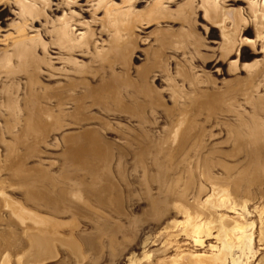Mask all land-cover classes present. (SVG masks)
I'll list each match as a JSON object with an SVG mask.
<instances>
[{
	"label": "bare ground",
	"instance_id": "1",
	"mask_svg": "<svg viewBox=\"0 0 264 264\" xmlns=\"http://www.w3.org/2000/svg\"><path fill=\"white\" fill-rule=\"evenodd\" d=\"M162 1L175 2L155 0L138 21L131 0H119L118 5L111 0H85L86 10L77 8L74 0H57L55 4L50 0H0V19L11 13L17 20L6 25L9 33L0 36V258L8 249H19L29 256L19 263L32 264L29 259L33 254L46 255L59 241L81 263L85 254L72 240L73 234L98 255L102 250L94 236L105 235L107 249L115 251L118 233L125 264H242L254 255L249 219L253 214L261 218L262 210L252 198L264 185V122L257 121L258 114L264 112V0H248V12H238L232 20L222 11L218 23L217 59L237 58L242 46L262 56L254 66L245 64L239 69L245 77L238 78V94L251 113L241 116H251L252 121L243 120L238 113L237 123L233 127L228 124V130L229 126L224 127L225 140L231 146L228 151L207 144L209 131L194 119L209 97L190 96V103L181 93L175 94L174 77H188L186 67L198 56V38H194L191 51L178 59L165 52V43H173L177 37L166 38L164 44L158 40L156 48L144 49L145 63L140 68L131 66L140 39L135 31L145 18L167 12ZM213 1L200 0L192 6L203 9L205 15ZM9 5L17 12L8 11ZM177 8L184 7L179 4ZM185 8L183 17L189 30L182 31L180 37L194 33L190 23L194 8ZM47 12L61 15L50 14L49 19ZM80 12L95 17L88 14L89 21L79 19ZM41 17L44 22L38 24ZM147 19L145 25L150 23ZM163 33L161 37L170 32ZM250 33L252 41L242 38ZM173 58L176 62L172 63H178L175 66L170 64ZM228 66L235 69L236 63ZM156 81L165 86L172 106L165 105ZM214 98L211 101L219 97ZM159 117L167 120V129L153 131ZM117 121L120 123L115 124ZM104 131L119 134V145L108 141ZM242 144L247 146L245 155L239 147ZM55 157H61L63 163L59 160L60 166L53 171L57 161L50 159ZM59 171L62 179H69L64 186L55 175ZM82 192L86 199L93 197L92 203L83 206L78 202ZM135 210L140 211L139 216ZM64 215L70 217L69 239L60 236L66 224L58 218ZM80 218L93 222L95 232L93 228L89 233L76 232ZM101 259L96 257L94 263ZM112 262L113 258L102 264Z\"/></svg>",
	"mask_w": 264,
	"mask_h": 264
},
{
	"label": "rangeland",
	"instance_id": "2",
	"mask_svg": "<svg viewBox=\"0 0 264 264\" xmlns=\"http://www.w3.org/2000/svg\"><path fill=\"white\" fill-rule=\"evenodd\" d=\"M50 1L53 2L52 4H55L57 2V0H50ZM75 1H76L75 6L77 8H80V9L83 8L82 10H86V7L84 6L86 4L85 0H74V2ZM94 1H96V0H94ZM108 1H110V0H108ZM112 1H113V3H115L117 5L120 4L119 0H111V2ZM132 1H134V2H132ZM144 1L146 3H144ZM154 1L155 0H151V1L136 0V2H135V0H131L130 4L133 6V7H131V9H133V11H135V13L138 14V16H136V19L138 21H141L140 16H142L148 10L147 7H149V4H152ZM174 1L175 2L169 3V4H166V1H165V3H164V1H162L164 3L163 6L165 7L167 5V9H168L167 12H164V13H167L165 16H164V13L162 14V16H164V17H162L161 14H159V15H156V17H157V18L155 17L156 19L155 18H152V19L151 18L150 19L145 18L144 22H142V25H139L141 28L139 30L135 29L136 30L135 34L139 35L140 39H138V41H137V45H136L137 49L133 53L131 66L135 69L140 68L145 63L144 62L145 55H146L145 51L148 49V47H152V48L155 47L156 48V46L159 42L158 40H162L163 44H164V41L167 42L166 38L170 37L169 38V40H170L173 37H177V38H173V40H171V41H173V43H171L170 41L167 42L170 45L169 44L167 45V43H165V46L168 47V48L166 47L165 52L167 50L168 54L171 53V56L177 57V59H178L181 57L180 54H183L184 52L187 53V52L191 51V49L193 48L192 44L194 41H196L194 38L195 37H196V39L198 38L197 40L200 41V42L198 41L200 43V46H199V50H198V56H196V57L199 60L195 57L194 59H197V60L193 59L191 61L192 63L189 64V66L187 65V67H186V69H187L186 72H187V76H188L187 78H183V77L178 78V76L174 77V80L176 81V82H174V86H175L174 89H175L176 93L175 92L174 93L176 95L179 93V96L181 93V96L184 97V99L187 98L189 100L190 99L192 100V98H190V96H194L193 98L200 99L202 94H204L206 97H209V99H208L209 101H207L208 103H205L203 108L202 107L200 109L198 108V111H197L198 116H195L194 119H196L195 120L196 123H198L204 131H209V133L205 136V141L207 144L213 145V147H215L219 151L220 150L228 151L231 148V146H230V143H228L227 140H225V137L227 135L226 130L231 129L230 125H232V127H233L237 123V119H236L237 115L236 114L239 113L240 116H241V114L245 115V116H247L248 114L251 115V113H249L250 112L249 108H246L248 105L244 101H243L244 104L242 102L243 96L242 95L240 96L241 85H240V87H238V85H239L238 81H239V79H242L243 77H245V73L241 72L240 68H242L243 66H244L243 68H245L246 65H247L246 67H248L249 65L252 66L253 64L255 65L256 63H258L257 61H261L262 56H261V54H251L250 48H248L247 46H242L241 49L239 48V50H238L237 58H235L234 56H230V57H227L225 59H217V57L219 56L218 55L219 51H217V49H219V44H220L219 30H221V27L218 23L220 21L222 11H223V13H225V16H227V14H228L227 17L229 20H230V18L232 20L233 16H235V14H237L238 12H240V13L242 12L241 14L245 15L246 14L245 11H247V9H248V6H246V5H248V3H250V2H252V0H249L250 2L248 0H217V1L215 0V1H213V3H214L213 8H211V7L208 8L205 11V15H203V12H204L203 9H201V8L195 9V7H194L195 6L194 4L195 3L197 4V2H199L200 0H185V3H184V0H174ZM188 1L189 2L193 1L194 3L190 2L191 4H189ZM202 1H209V0H202ZM253 2H254V0H253ZM179 4H182V7H184V8L185 7L188 8L191 6L195 9V10L193 9L194 11L192 10V14L194 13L193 18H192V15L190 16V18H191L190 23L193 24L191 29H192V33L194 32L193 34L194 35L196 34L195 36L191 33H186L187 35H185V37L184 36L180 37V36H182L181 35L182 31H183V33L188 32L187 30H189V28L187 26H189V25H185L186 20L183 17L184 16V8H182V9L180 8L178 10L177 6H179ZM192 5H194V6H192ZM54 8L55 7H52L51 10H54ZM175 8H177V9H175ZM186 8H185V10H186ZM218 8H219V10H217ZM7 9H8V11H10L12 13L17 12V9L11 5H9V7ZM70 9L75 10V12L77 11V9L75 7H70ZM62 10H63V8H62ZM87 10H89V9L87 8ZM178 12H179V14H178ZM50 14L53 17H55V16L58 17L61 15L59 12H52V13L47 12L46 16L49 18ZM88 14L92 15V16H90V18L95 17V15H93L91 13L80 12V14L78 13L77 18H79V19L83 18L86 21L87 20L89 21ZM175 14H177L176 17H175ZM181 14H183V15H181ZM96 15H97V18L101 17V14H96ZM229 15H230V17H229ZM48 18L46 20H48ZM41 19H42V17L39 18L38 24L44 22ZM146 19L149 20V22H150L148 25L144 24V23H146L145 22ZM16 21L17 20L14 18V16L11 13H7L5 16H3V18L0 19V36L5 35L7 31H8L7 33H9L10 30L6 25L12 24L13 22H16ZM186 24H187V22H186ZM32 25L34 26V29H40L39 25H37V24H32ZM96 26L97 25L93 26L92 28L94 29V28H96ZM163 32H170L171 34L167 33L165 35L166 37L162 36L163 38H165V40H164L161 37V33H162V35L164 34ZM176 34H179V35H176ZM174 35H176V36H174ZM103 38H105V37H103ZM183 38H184V40H183ZM242 38H244L246 41H252L254 39V36L252 35V33L243 34ZM44 39H45V37H44ZM0 44H2V43H0ZM0 46L3 47L2 45H0ZM188 47H189V49H188ZM255 48H257V50L259 51V47L257 45ZM144 49H145V51H144ZM173 50H175V51H173ZM173 52H176V53L173 54ZM134 57H136L138 59H136ZM214 57H215V61H214ZM78 60H82L85 62L87 61L86 59H81V58H78ZM172 60L175 61L176 58H173L170 60V62H171L170 64H172V66H175V64H178V63H174V62L172 63ZM229 62L230 63L235 62L236 68L233 69L232 67L228 66ZM192 64H193V67H192ZM202 76H204V77H202ZM203 80H205V81H203ZM176 83L178 84V86ZM236 83H237V85H236ZM195 84L197 85V87ZM154 85H156L155 86L156 89H158V90L162 89L160 93L162 95V97H161L162 100L165 101V105L167 107L172 106L173 102H171V103L169 101L167 102V98H168L167 96L168 95H167V92L164 91L165 86L163 85V83L156 81L154 83ZM179 85H180V87H179ZM206 87L208 89L209 88L210 89L208 90ZM238 89L240 90L239 94H238ZM196 90L198 92V95H197ZM214 90H215V93H214ZM218 90H219V92H218ZM234 90H235V92H234ZM188 92L193 94V95L189 94ZM184 93H185V95H184ZM218 93H219V95H218ZM224 93H226V95ZM207 94H209V95H207ZM215 94L217 95V97L214 98ZM222 94L225 96H223ZM230 94L231 95L234 94L233 96L235 98L233 96H231ZM187 95L189 96V98L187 97ZM228 95L231 99L228 97ZM212 96L214 99H217L219 97L218 101H216V100L211 101ZM223 97H225V98H223ZM240 97H242V99ZM201 99H204V97L202 96ZM179 100L181 101V99H179ZM189 100L186 102L188 103ZM191 100H190V103H191ZM221 102H223V103H221ZM240 102H241L242 106H241V104H239ZM236 104H238L237 107L239 108V110H236L237 109ZM229 105L232 107L231 108L227 107ZM243 105H244V109L246 111L243 109ZM263 105H264V103H263ZM261 106H262V103H261ZM262 107H264V106H262ZM211 108H213V109H211ZM214 108L217 110H215ZM223 109H224V112H223ZM194 110L196 111V109L194 107H192L191 111L193 112ZM209 110H211L210 113H209ZM240 110L243 112L245 111L244 114H243V112H239ZM200 111L201 112L203 111V112L199 114L198 112H200ZM193 113H192V115H193ZM205 113H207V114L209 113V114L207 115ZM232 113H234V115H236V117H234ZM210 116H212V117H210ZM245 116H241L242 118L244 117L243 120H247V122L252 121L251 116L248 119H245L246 118ZM258 116L259 117H257V121L259 119V120H262L259 122L263 123L264 118L262 119V117H264V112L262 111V113L258 114ZM260 117H261V119H260ZM157 120L158 121H157L156 126H153V131H161V129H163V130L167 129L168 122L165 118L159 117ZM217 122L219 123L220 126H221V124H224V125L227 124V125L226 126L223 125V127L221 126L222 127L221 128ZM112 123H113V121H112ZM114 123L117 124V123H120V121H117ZM214 124H216V126L218 125V127L214 126ZM228 124H230V125H228ZM227 126H229V127L227 128ZM117 127H118V125H117ZM224 127H226L227 129ZM111 128L116 129L113 125H111ZM218 128L221 129V131H219ZM224 129H226V130H224ZM222 130L224 131V133ZM68 131H71V130H68ZM225 132H226V135H224ZM103 133H104V135L108 141L112 142V144H115L116 146L119 145V142H120L119 138H118L119 134H117L116 132H110V131L107 133L104 131ZM209 134H217V135L209 137ZM239 147L242 148L243 154H244V151H247V146L245 144L244 145L242 144ZM243 154L238 158L239 161L243 159ZM56 158L57 157H55V159L51 158L50 160H52V161L56 160L57 161L56 164H58L59 160H61V161H59L60 164H61V162L63 163V160L61 159V157H58V159H56ZM56 164H55L56 167L54 168V170L52 169L53 171L57 170V168L60 166V164H58V165H56ZM64 171L66 172V170H64ZM72 172H69L71 174L70 176H72ZM57 174L59 175L58 178L60 179L61 178L60 171L57 172L55 175H57ZM75 177L76 176H74L73 178H75ZM73 178H71L70 180H73ZM63 179L62 178L60 179L62 186H64L63 185L64 181L68 182V180H69V179L65 180V178H63ZM82 188L83 187H81L80 189H82ZM260 190H261V193L258 192L257 194L256 193L253 194L252 199H253V202L257 201V203H258V205H255V206H257L259 210H262L261 218H259V217L257 218V216H255V214H253L252 217H250V219H249L250 220L249 222H251L250 228L252 229V232H253V237L251 239L252 243H251L250 248H251L252 252H255V253L253 256H252V254H250L249 255L250 257L246 261L245 260L242 261V264H264V185H262V188ZM83 193H85V192H82V195H79L82 197L78 199V202L80 204H83L84 202L92 203L93 197L90 196L88 199H86L85 198L86 196ZM15 196L19 197L17 194ZM83 206H85V205L83 204ZM101 211H102V209H101ZM139 214H140V211L135 210V215L139 216ZM83 216H85V215H83ZM68 217L69 216L66 217V215H64V216L58 218V219H60V221H62L61 219H63L64 222L63 221L62 222L66 224V226L65 225L63 226L64 229L63 228L60 229V236L62 235L63 239H69V235H70L69 234L70 233V226H69L70 217H69V219H68ZM88 222L89 221L87 219H83V218L82 219L80 218L79 220L77 219L76 223H78V228L76 229V232L80 233V232H83V230H84L83 233L91 232L92 228H93V225L91 227V224L93 222L92 223H90V222L88 223ZM92 232H95V229ZM66 235H67V237H66ZM119 235H121V234L118 233L116 235V246H117L116 248L117 249L115 251L111 250V249H107L108 248L107 247L108 239L105 235L104 236L101 234H99V235L97 234V236L95 235L94 238L96 239V241L99 244V249H100V251L102 250V252H100L98 254L100 256H98L97 254H95L94 251H90L87 248V245H85L86 243H85L84 239H81L79 235L78 236L76 235V238H75V236L73 234L72 240H74L75 242H78L77 244L80 247L82 246V248H80L81 252H82V254H85L84 255L85 259H84V256H81V258L84 259L83 262H81V263L76 262V255L75 254L73 255L72 251L68 247H66L65 245L60 243L59 241L54 242L53 247L51 248V250L48 254L40 255L37 257L35 254H33V256L29 260L31 261L32 264H78V263L79 264H82V263L83 264H102V263H109L113 258L115 263L112 262V264H125L124 261L121 260V256H120V252H121V248H122L123 244H122L121 236H119ZM73 236H74V239H73ZM21 240H23V239H21ZM21 240L16 241L18 245H20L19 242ZM24 241H26V239ZM81 241H82V243H81ZM2 242H3V239L1 240V238H0V243L2 244ZM210 242H213V240H210ZM56 245H57V247H56ZM105 246H106V248H105ZM11 248L13 249L14 247H11ZM63 249L66 251H63ZM106 250H108V251H106ZM109 251L112 252L113 254L111 253L112 256L108 258L107 256L111 255L109 253ZM15 252H17V253H15ZM18 252L20 253V255ZM4 253H5L4 256H3V254L1 255L3 258L2 257H1L2 259L0 258V260L4 261V263L2 261H0V262H2V264H18L19 262H22L25 259L28 260V257H29L27 254L22 255V253L19 249H18V251L17 250L13 251V250L8 249V251H5ZM18 255L20 257L17 258ZM96 257L97 258L100 257L103 259H101V261H98L97 263H94V260L96 259Z\"/></svg>",
	"mask_w": 264,
	"mask_h": 264
}]
</instances>
